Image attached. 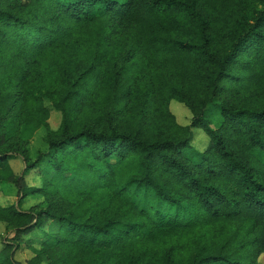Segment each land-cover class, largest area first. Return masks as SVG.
Here are the masks:
<instances>
[{"label":"trees","instance_id":"1","mask_svg":"<svg viewBox=\"0 0 264 264\" xmlns=\"http://www.w3.org/2000/svg\"><path fill=\"white\" fill-rule=\"evenodd\" d=\"M0 184V264H264V0H0Z\"/></svg>","mask_w":264,"mask_h":264},{"label":"rangeland","instance_id":"2","mask_svg":"<svg viewBox=\"0 0 264 264\" xmlns=\"http://www.w3.org/2000/svg\"><path fill=\"white\" fill-rule=\"evenodd\" d=\"M50 116L48 118V126L50 129L55 130L61 121L60 114L50 107ZM169 109L171 113L175 116L177 122L181 125H187L189 123V119L191 117L190 112L180 103L172 100L169 104ZM211 122V127L215 128L220 123L219 115L213 114L209 117ZM193 132V141L192 146L199 152H203L208 144L209 138L202 132L199 128L192 129ZM45 130L43 127L39 129L27 128L25 137L29 143V147L31 150V156L37 152V150H44L45 144L43 142ZM10 166L13 169L14 173L19 174L23 169V164L19 158H14L10 161ZM27 186H36L40 185V180L38 176L31 173L26 178ZM19 193L17 189L12 184H0V203L3 206H7L16 202ZM39 207L45 206V203L42 201L39 196H29L26 198L24 204L22 205L23 210H27L30 207ZM7 230L4 224L0 223V249L2 247V241L7 237ZM40 233H32L30 235L21 236L20 237V247L19 250L14 254V259L20 264H28L30 259L35 256L34 249L39 250L38 243L36 239L41 238ZM36 240V241H35ZM261 262L264 263V257L261 258ZM40 264H45V261Z\"/></svg>","mask_w":264,"mask_h":264}]
</instances>
